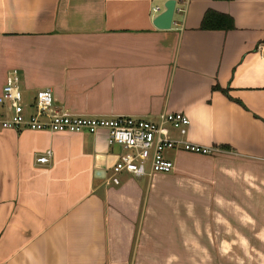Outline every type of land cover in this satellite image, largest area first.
<instances>
[{
  "label": "crops",
  "instance_id": "1",
  "mask_svg": "<svg viewBox=\"0 0 264 264\" xmlns=\"http://www.w3.org/2000/svg\"><path fill=\"white\" fill-rule=\"evenodd\" d=\"M166 1L0 0V94L19 69L29 102L50 87L78 114L180 110L214 148L116 184L126 149L106 130H0V264H264V0H177L164 29ZM209 10L234 26L204 28Z\"/></svg>",
  "mask_w": 264,
  "mask_h": 264
},
{
  "label": "built area",
  "instance_id": "2",
  "mask_svg": "<svg viewBox=\"0 0 264 264\" xmlns=\"http://www.w3.org/2000/svg\"><path fill=\"white\" fill-rule=\"evenodd\" d=\"M161 6L153 10L157 13ZM264 55V38L259 43ZM190 117L180 110H163L156 116L116 115L99 116L73 113L55 103L50 87L39 89L34 99L26 100L23 75L19 69L8 73L0 94V130L7 128H31L55 132H108L111 144H120L126 150L115 161L108 179L120 183L122 172L137 176L169 172L174 161L168 155L171 149H182L207 154L213 147L201 145L188 138ZM51 150L37 157L48 162Z\"/></svg>",
  "mask_w": 264,
  "mask_h": 264
},
{
  "label": "water",
  "instance_id": "3",
  "mask_svg": "<svg viewBox=\"0 0 264 264\" xmlns=\"http://www.w3.org/2000/svg\"><path fill=\"white\" fill-rule=\"evenodd\" d=\"M164 6L165 8L154 18V24L159 28L168 29L172 26L174 20L177 0H167ZM95 173L105 176V171L101 169H97Z\"/></svg>",
  "mask_w": 264,
  "mask_h": 264
},
{
  "label": "trees",
  "instance_id": "4",
  "mask_svg": "<svg viewBox=\"0 0 264 264\" xmlns=\"http://www.w3.org/2000/svg\"><path fill=\"white\" fill-rule=\"evenodd\" d=\"M204 28H230L234 26L233 19L220 12L209 10L203 20Z\"/></svg>",
  "mask_w": 264,
  "mask_h": 264
}]
</instances>
